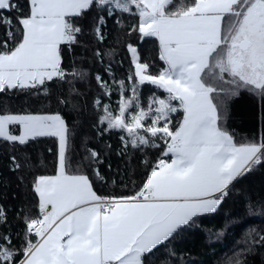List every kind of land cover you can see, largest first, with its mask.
Here are the masks:
<instances>
[{
	"label": "snow or ice",
	"instance_id": "obj_1",
	"mask_svg": "<svg viewBox=\"0 0 264 264\" xmlns=\"http://www.w3.org/2000/svg\"><path fill=\"white\" fill-rule=\"evenodd\" d=\"M0 161V264H194L239 218L206 219L264 215V0H0ZM256 255L264 226L217 264Z\"/></svg>",
	"mask_w": 264,
	"mask_h": 264
},
{
	"label": "trees",
	"instance_id": "obj_2",
	"mask_svg": "<svg viewBox=\"0 0 264 264\" xmlns=\"http://www.w3.org/2000/svg\"><path fill=\"white\" fill-rule=\"evenodd\" d=\"M115 41V36L110 38ZM145 47V54H147V49L151 47L147 44ZM80 91H85L87 85L80 84L76 85ZM67 92V89H65ZM47 107V101L43 102V105L38 103L36 108ZM231 117L230 126L237 133L238 137L251 136L254 132L259 133V111L256 101L250 96H241L231 102L230 105ZM67 112L68 109H65ZM51 142L49 141V144ZM37 160L35 161V166L40 169L41 173L46 172L49 168V161L51 160L50 155L46 154V151H38L36 153ZM3 171L2 161H0V172ZM244 187L248 189H254L253 196L259 191L261 187H264V171L258 170L253 176L249 177L247 181L244 182ZM231 213L238 217V223L235 225H230L226 231V234L221 237L219 241H213L211 247H206L208 243V238L203 233H199L197 237H191V243L186 246L181 245L180 247L185 248L188 253L187 259L194 262V264H201L202 261H211V264H217L218 260L224 259L226 256L231 255L236 245V241L241 239L244 232L250 227H260L264 226V215L252 214L249 215L243 208V205L239 202L229 203L225 206L219 216H214L204 221L203 226L212 229L213 231L223 227L225 222V217L228 219L232 217L228 214ZM217 252V255L213 257L211 253L213 251ZM180 259V255H177V260ZM253 260V264H259L260 256L256 255L254 258L249 257Z\"/></svg>",
	"mask_w": 264,
	"mask_h": 264
}]
</instances>
